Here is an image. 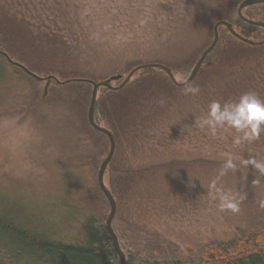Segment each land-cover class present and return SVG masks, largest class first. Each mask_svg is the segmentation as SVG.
Segmentation results:
<instances>
[{"label":"rangeland","instance_id":"1","mask_svg":"<svg viewBox=\"0 0 264 264\" xmlns=\"http://www.w3.org/2000/svg\"><path fill=\"white\" fill-rule=\"evenodd\" d=\"M221 1L0 0V14L6 13L1 19L7 20L0 26V48L8 47L6 54L36 75L90 74L98 82L117 74L126 76L144 64L179 67L182 61L192 60L187 71L179 70L177 81L183 82L212 41ZM263 6L249 7L243 15L255 20ZM236 28L258 34V40L264 38L261 28L240 22ZM219 32L224 35V28ZM249 59L240 62L232 75L225 71L211 76L206 85L201 69L193 85L200 92L174 95L155 114L147 136L131 151H120L123 162L142 177L127 197L116 199L112 226L125 239L119 244L127 255L145 253L156 260L179 261L264 224V172L249 162L264 163V133L236 144L235 138L243 134L233 128H218L213 135L199 127L213 101H237L249 91L264 99V52ZM208 63L206 59L202 68ZM28 85L32 95L23 103H10L14 87L0 84L4 92L0 94V207L11 219L31 227L43 220L53 237L76 242V226L67 223L68 206L74 169L82 156L76 146L88 127L92 88H88L87 105L78 102L66 109L59 107L56 90L61 87L52 84L44 93V82ZM12 120L14 125L8 126L6 122ZM107 151L93 150L83 156L85 178L92 175L94 189ZM229 161L232 168L225 167ZM111 175L109 170L104 175L108 187ZM217 189L232 193L240 211L221 210ZM0 264L30 263L0 252Z\"/></svg>","mask_w":264,"mask_h":264},{"label":"trees","instance_id":"2","mask_svg":"<svg viewBox=\"0 0 264 264\" xmlns=\"http://www.w3.org/2000/svg\"><path fill=\"white\" fill-rule=\"evenodd\" d=\"M242 1L222 0L218 7L216 23L220 21L227 22L241 36L248 39L253 36L254 38H251L253 41L263 40L264 38L261 40L257 39L258 34L254 36L255 33L238 31L236 28V22L246 24L238 18L236 12L238 5ZM257 11L258 13H255L254 16L257 18L255 20L264 22V6ZM3 14L6 15V13ZM3 14H0V26L4 23L6 24L7 21L6 19H1V16H4ZM224 30V35L219 32L217 45L207 58L209 63L202 68V73L200 72L205 77L206 82L203 83L204 85H206L207 80L211 76L216 75L218 72L227 71L232 75L235 69L241 66L240 62L246 58H251L248 60L249 62L255 55H260L264 52V45L260 47L245 45L232 37L225 28ZM2 43L3 40L0 38L1 48ZM1 48L0 84H3L5 88L14 87L15 96L11 95L12 102L10 103H23L24 98L32 95V91L28 89V84L30 82L35 83V80L17 67V64L28 70L26 67L12 60L6 54L8 47L5 50H1ZM190 63H192V60H186L182 61L179 67L176 64H170L167 67L177 77L178 74H181L179 70L187 71L192 66ZM138 73V75L136 73L133 76L126 87L119 91L100 88L95 106L96 123L110 130L115 140V153L106 170L112 173L111 183L109 187L106 186L115 201L116 199L121 200V196L123 198L127 197L135 184L142 179L141 174L128 167L124 163L125 161L123 162L120 151H131L139 140L145 138L147 136L146 131L156 122L154 119L155 114L159 111L161 112L165 104L167 105L169 101L175 99L174 95L181 94L186 88L175 87L165 73L160 70L146 69ZM53 74L57 76L44 77L34 75L39 78L52 77L58 82H62L61 84H56L50 81L48 88L52 84L61 87L59 89L55 87L60 96L59 107L61 108L62 106L66 109L78 102L81 103V106L87 105V96L90 95L88 88H92V86L87 82L64 83V81L76 79L98 82L100 80L93 75L89 77L91 76L90 74H86L87 76H69L60 71H54ZM196 81L197 79L189 86H193ZM37 82L46 83L45 81ZM235 83L237 84L238 82ZM10 90L6 91L10 92ZM3 93L0 92V94ZM4 103H7V101H4ZM66 118L68 122L71 120L69 117ZM86 129L76 146L82 156L79 158L80 164L78 163V168L74 169L73 182L70 188L72 199L68 206L69 217L67 223H73L76 226V242L66 243L53 237L52 233L47 230V226L45 227L46 224H44L43 220L40 221L42 225L38 222V225L35 224V226L32 225L31 227L27 224L28 222L22 223L18 219H11L3 213V209L0 207V252L11 255L12 258H15L20 263L27 261V263L31 264L34 262L44 263L46 261L45 263L48 264H119L112 241L105 229L106 214L109 213L108 203L100 192L97 181V188L95 187L94 189L92 175L90 174V179V177L85 178L86 175L84 174L86 162H84L83 156H87L86 153L93 150L105 153L108 140L104 135L92 130L89 125L88 127L86 126ZM89 159H86L87 164L92 161L91 157ZM82 162L84 163L82 164ZM86 179L90 185H88V181H85ZM97 199H99V202ZM112 228L119 243L125 242L123 236L118 235V228L114 225ZM236 235L234 240L228 243L209 244L201 249L196 257L179 261L156 260L145 253L134 252L128 253V255L124 253L126 264H264V224L249 227ZM6 241L14 247V250H11L12 247L8 246L9 244ZM131 245L135 247L133 243ZM126 249H129V247H126ZM21 254L25 256L19 259Z\"/></svg>","mask_w":264,"mask_h":264},{"label":"water","instance_id":"3","mask_svg":"<svg viewBox=\"0 0 264 264\" xmlns=\"http://www.w3.org/2000/svg\"><path fill=\"white\" fill-rule=\"evenodd\" d=\"M257 5H264V0H243L237 7V11H236L237 16L244 23H246L250 26L261 28L264 30V22L257 21V20H249L243 16V11L245 9H247L249 7L257 6ZM220 27H224L232 37H234L235 39H237L238 41H240L241 43H243L245 45H248L251 47H260V46L264 45V39L261 41H253L251 39L245 38V37L241 36L240 34H238L234 30V28L231 24H229L227 22L220 21V22H217L213 27V38H212L211 43L200 54L198 60L194 64V66H193L192 70L190 71L188 77L183 82L177 81L176 74H174V72H172V70L170 68H168L167 66H164L162 64H158V63L144 64V65H141V66L134 68L126 76L114 75V76H111L104 81H100V82H96V83L91 82L89 80H76V79L67 80L64 82V83L87 82L92 86V91H91V96H90V101H89V107L87 110V122H88V125L90 126V128L92 130H94L97 133L104 135L108 140V145H109L108 153L100 161L98 171H97V185H98L100 192L103 194V196L106 199L108 206H109V213H108V216L105 220V229H106L107 233L109 234V237L112 241L114 250H115L117 257L119 259V264H126V257H125V254H124L122 248L120 247L118 238H117V236H116V234L112 228V222H113V219H114L116 211H117V204H116L114 197L112 196V194L110 193V191L108 190V188L104 182V175H105V172H106V170H107V168H108V166H109V164H110V162L114 156L116 145H115L114 137H113L112 133L110 132V130L98 125L95 121V106H96V101H97V97H98V90L100 88H105V89H108L110 91H119V90L123 89L124 87H126L131 82L133 76L136 73H138L142 70H146V69L147 70H160V71L164 72L165 75L170 80V82L177 88H185V87L189 86L191 83L194 82V80L198 76V73L200 72V70L204 66L207 57L211 54V52L216 47L217 42H218V38H219L218 29ZM3 56H5V55L3 54ZM7 60H9V59H7ZM17 67L22 69L27 75H29L30 77L34 78L37 81H45L46 83L44 86V93H46L47 88L50 84V81H53L56 84H61L60 82H58V80H56L52 77L39 78L38 76L34 75L33 73L29 72L28 70H26L25 68H23L22 66H20L18 64H17Z\"/></svg>","mask_w":264,"mask_h":264},{"label":"clouds","instance_id":"4","mask_svg":"<svg viewBox=\"0 0 264 264\" xmlns=\"http://www.w3.org/2000/svg\"><path fill=\"white\" fill-rule=\"evenodd\" d=\"M186 94L197 95L200 92L198 86H187ZM8 126L14 125L15 121L6 122ZM201 129H207L213 135L218 128L230 127L237 132L242 133L234 142L241 143V140L253 141L264 133V99H261L254 91L245 92L240 95L237 101L221 104L220 101H213L208 107V115L199 122ZM261 172H264V163H258L254 160L249 161ZM226 168H232L229 161ZM215 187V181L213 182ZM219 197V208L221 210H230L232 213L240 211L236 197L230 192H223L217 189ZM243 197H241L242 199Z\"/></svg>","mask_w":264,"mask_h":264},{"label":"bare ground","instance_id":"5","mask_svg":"<svg viewBox=\"0 0 264 264\" xmlns=\"http://www.w3.org/2000/svg\"><path fill=\"white\" fill-rule=\"evenodd\" d=\"M28 227V226H27ZM40 235V234H39ZM78 237H80V236H78ZM46 258V257H45ZM50 259V258H49ZM53 260H54V258H53ZM44 261V260H43ZM46 262V261H45ZM58 263V262H57Z\"/></svg>","mask_w":264,"mask_h":264}]
</instances>
